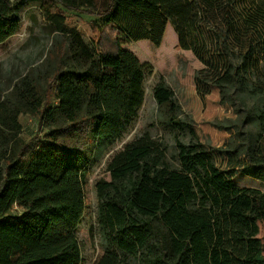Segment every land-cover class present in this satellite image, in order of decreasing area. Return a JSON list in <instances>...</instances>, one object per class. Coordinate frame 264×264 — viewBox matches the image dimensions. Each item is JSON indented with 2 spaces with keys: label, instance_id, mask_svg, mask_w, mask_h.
I'll return each mask as SVG.
<instances>
[{
  "label": "trees",
  "instance_id": "trees-1",
  "mask_svg": "<svg viewBox=\"0 0 264 264\" xmlns=\"http://www.w3.org/2000/svg\"><path fill=\"white\" fill-rule=\"evenodd\" d=\"M236 4L238 0H74L71 5L94 7L97 11L90 13L103 23L96 26L100 37L118 46L122 37L160 43L170 23L181 46L194 49L200 44L204 49L208 32L202 22L226 12L225 21L232 28ZM18 26L12 1L0 0V43ZM254 27L258 28L247 25L249 56L255 51ZM258 36L263 37L260 30ZM91 61L98 71L57 75L52 105L36 94L27 95L35 85L26 79L15 87L16 97L0 102V130L7 141L0 143V264H81L74 230L85 212L84 166L96 146L83 139L89 131L98 136L124 129L144 99L141 65L130 52H103ZM156 99L173 111L178 107L163 86L157 88ZM82 100L88 113L83 118ZM28 110L44 115L48 127L42 138L30 142L21 136L18 120ZM174 115L170 122L181 125ZM1 120L4 124L12 121L9 128L1 127ZM83 124L93 128H83ZM178 147L181 170L164 167V151L154 155L160 148L148 134L114 158V182L100 183L99 194L104 199L103 221L119 248L131 254L154 248L150 264H264V243L258 237V222L264 221V192L235 185L196 144L187 148L179 142ZM242 147L248 168L264 176V161L258 160L263 151L250 139ZM127 176L128 184L118 186L117 179ZM198 192L203 205L193 211L190 204L199 198ZM134 212L161 214L167 234L156 245H149L153 230L149 223L131 216ZM115 261L107 257L101 264Z\"/></svg>",
  "mask_w": 264,
  "mask_h": 264
},
{
  "label": "rangeland",
  "instance_id": "rangeland-1",
  "mask_svg": "<svg viewBox=\"0 0 264 264\" xmlns=\"http://www.w3.org/2000/svg\"><path fill=\"white\" fill-rule=\"evenodd\" d=\"M11 1L19 26L0 43V102L16 97L15 87L26 79L35 85L27 95L36 94L52 105L56 102L57 75L67 71L96 72L98 65L92 63V56L103 52L128 51L141 65L144 99L134 119L125 122V128L117 132L106 131L94 136L89 131L84 138L80 131L78 135L80 140L96 143L83 172L85 212L74 230L81 264H101L107 257H114L117 264H150L148 260L153 259L152 247L141 249L137 254L119 248L103 221L104 199L99 194L100 183L114 182V158L129 145H138L146 134L160 148L154 155L164 151L161 154L166 163L164 167L183 169L178 143L187 148L196 144L210 156L213 166L235 185L264 192V176L259 177L248 168L246 148L242 147L250 139L264 153V122L261 121L264 120V0H238L232 28L225 21L226 12L202 22L208 32L204 49L200 44H195L194 49L181 46L170 23L160 43L122 37L118 46L100 37L96 26L103 23L90 13L97 11L94 7L91 10L84 6L75 8L71 5L74 0ZM251 24L258 28L253 29L255 51L249 56L246 34L247 25L251 27ZM259 30L262 38L258 36ZM224 78L225 83H221ZM160 86L171 92L178 105L175 111L157 102L156 90ZM86 106L82 100L81 118L88 115ZM89 109L94 112V107ZM172 115L182 124L173 125ZM9 120L5 124L1 120V127L9 128L12 122ZM18 120L21 136L27 142L42 138L48 129L40 112H21ZM82 127L93 128L87 124ZM1 138L0 143L7 142L0 130ZM258 158L264 161V156ZM128 182V176L117 179L118 186ZM198 197L190 204L193 211L203 205L201 192ZM131 216L151 226L154 236L149 245H156L168 232L161 214L153 217L134 212ZM258 226V237L264 243V221H259Z\"/></svg>",
  "mask_w": 264,
  "mask_h": 264
}]
</instances>
